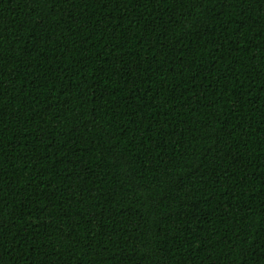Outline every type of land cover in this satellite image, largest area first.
<instances>
[{
  "label": "trees",
  "instance_id": "trees-1",
  "mask_svg": "<svg viewBox=\"0 0 264 264\" xmlns=\"http://www.w3.org/2000/svg\"><path fill=\"white\" fill-rule=\"evenodd\" d=\"M0 264H264V0H0Z\"/></svg>",
  "mask_w": 264,
  "mask_h": 264
}]
</instances>
